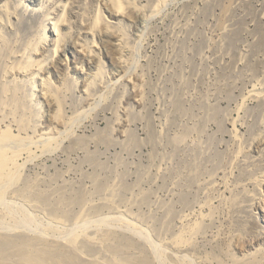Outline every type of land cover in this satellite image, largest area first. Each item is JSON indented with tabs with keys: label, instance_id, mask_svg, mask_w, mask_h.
<instances>
[{
	"label": "rangeland",
	"instance_id": "1",
	"mask_svg": "<svg viewBox=\"0 0 264 264\" xmlns=\"http://www.w3.org/2000/svg\"><path fill=\"white\" fill-rule=\"evenodd\" d=\"M42 134L1 264H264V0H0V135Z\"/></svg>",
	"mask_w": 264,
	"mask_h": 264
},
{
	"label": "bare ground",
	"instance_id": "2",
	"mask_svg": "<svg viewBox=\"0 0 264 264\" xmlns=\"http://www.w3.org/2000/svg\"><path fill=\"white\" fill-rule=\"evenodd\" d=\"M87 110V109H86ZM91 110V109H90ZM89 111V110H88ZM87 111V112H88ZM81 113V112H80ZM86 113V112H85ZM83 114V113H82ZM80 117V116H79ZM75 124V123H74ZM73 125V124H72ZM71 130V128H69L68 127V129L66 130V131H70ZM65 131V130H64ZM66 131L65 132H62V133H66ZM53 137V136H52ZM58 137V136H57ZM55 138V137H54ZM55 140H53V139H50V138H48V137H46L45 135H40L39 137H37L36 138V141H31V140H25V139H18V138H14V137H11V136H8V135H0V205H1V203L4 201V203L5 204H7L6 202H5V198H4V195H5V191L7 190L8 191V188H10V186H12L13 185V182L15 181V179H16V177H17V175H18V172H19V170L21 169L20 168V166L17 164V161L21 158V156H22V154L23 153H28V150H30L31 151V149L29 148L30 146H31V148H32V146L34 145H40V146H42L41 148H43V151L44 150H51V145L53 144V142H54ZM51 147V148H50ZM29 148V149H28ZM35 148V147H34ZM50 148V149H49ZM8 151L9 153H6L5 151ZM26 151V152H25ZM29 151V152H30ZM42 151V152H43ZM47 152V151H46ZM26 155V154H25ZM28 155V154H27ZM44 155H46V154H44ZM24 158V157H23ZM25 161H28V160H25ZM29 163H30V160H29ZM24 164V163H23ZM23 168V167H22ZM6 191V192H7ZM4 204V205H5ZM11 204V203H10ZM6 206H8V205H6ZM5 207V206H4ZM1 208H3V207H1ZM6 208H8V207H6ZM5 209V208H4ZM3 209V210H4ZM12 209V208H11ZM8 210V209H7ZM7 210H4L5 212L7 211ZM13 211H14V209H12ZM1 212V211H0ZM8 212V214H10V213H12L11 211H10V213H9V211H7ZM21 212V211H20ZM23 213H24V211H22ZM21 212V213H22ZM20 213V214H21ZM12 214H14V212L12 213ZM12 214H11V216H12ZM17 214H18V212H17ZM23 215H26V216H23V218H25V221L24 220H22L23 218H21V215H19L17 218H21V220L22 221H24L25 223H31L32 222V220L29 218V216H27V213H25V214H23ZM113 216V215H112ZM111 216V217H112ZM12 217H15L14 215L12 216ZM16 218V217H15ZM14 218V219H15ZM110 218V217H109ZM100 219H101V217H100ZM111 219V218H110ZM16 220H18V219H16ZM15 220V221H16ZM114 220L115 221H120V222H122L121 220L122 219H120L119 217H117V218H114L113 217V222H114ZM99 221V220H98ZM21 221H16L15 223H13V224H7V225H10V226H19V224H21L20 223ZM88 222V221H87ZM110 220H108V219H102L100 222H99V226H102V224L103 225H109L110 224ZM93 223V222H92ZM0 224H3V222H0ZM76 224V223H75ZM90 224V223H89ZM114 224V223H113ZM4 225V224H3ZM49 225V224H48ZM51 225V224H50ZM78 224H76V226H77ZM82 225H83V223H82ZM82 225H79V226H77V229H79L80 230V228H83L82 227ZM88 225V224H87ZM87 225H86V227H87ZM5 226H6V224H5ZM84 226V225H83ZM88 226H90V225H88ZM11 227V228H12ZM98 227V226H97ZM105 227V226H104ZM126 227H127V229L128 230H130L133 234H135L136 236L137 235H139V236H141L142 235V232H141V230H139V229H137V228H135V227H131L129 224H126ZM3 228H5L6 229V227H3ZM15 228V227H14ZM74 228V227H73ZM101 228V227H100ZM106 228V227H105ZM140 228V227H139ZM17 228H15V229H10V230H6V231H15ZM75 229V228H74ZM72 230V231H70L69 232V235H67L66 236V238L65 237H63V238H65L66 239V241L69 243V245L70 246H72L73 248H77V247H75L76 245V237H77V234H76V231H78V230ZM126 229V230H127ZM3 230V229H2ZM82 230V229H81ZM143 230V229H142ZM129 231V232H130ZM145 233H146V231H145ZM42 235H44V234H42ZM41 236V235H40ZM45 236H47V235H45ZM53 236V235H52ZM51 236V237H52ZM43 237V236H42ZM141 237H145L144 239H147L146 238V236H144V234L141 236ZM54 238V237H53ZM149 240V239H148ZM151 242V241H150ZM154 245V244H153ZM153 245H151V246H153ZM150 246V245H149ZM155 246V245H154ZM26 247H28V245H26V246H24L20 251H19V256L23 259V260H25V259H28V260H31L32 262H36V261H38L39 259H40V255L39 254H37V253H35V252H32V253H29V252H27L26 251ZM156 248V247H155ZM154 248V249H155ZM152 250H153V248H151ZM158 248H156V250H157ZM159 250V249H158ZM156 253V251L155 250H153V253ZM155 257V259H156V261L158 262V264H162L163 263V255L159 252L158 254H156V256H154ZM1 258V257H0ZM165 263V262H164ZM163 263V264H164ZM1 264V263H0Z\"/></svg>",
	"mask_w": 264,
	"mask_h": 264
}]
</instances>
